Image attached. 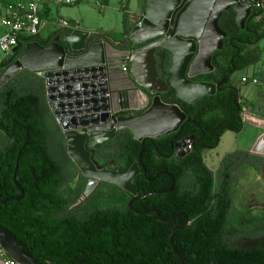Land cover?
<instances>
[{
	"label": "trees",
	"instance_id": "trees-1",
	"mask_svg": "<svg viewBox=\"0 0 264 264\" xmlns=\"http://www.w3.org/2000/svg\"><path fill=\"white\" fill-rule=\"evenodd\" d=\"M141 3L144 10L146 1ZM235 16L231 10L221 21L227 37L223 49L213 56L214 71L194 79L216 85L226 82L195 104L177 96L170 85L171 59L165 51H157L158 72L169 85L161 100L177 105L191 121L175 133L144 142L129 130L119 132L126 140L106 157L117 171L127 172L135 163L141 170L133 181L138 200L131 208L132 195L107 183L81 201L88 180L68 156L65 137L47 104L43 78L25 71L20 84H13L15 77L0 88V133L5 136L0 147V225L34 258L50 264H179L170 236L185 219L161 222L154 213L158 211L164 220L180 214L189 219L190 225L173 237L184 264H264V244L235 245L243 232L231 225L237 169L247 165L259 173L264 157L244 150L228 153L217 173L207 167L204 157L205 151L219 146L226 132L244 129L243 104L232 77L262 59L264 0L253 7V19L245 30L236 25ZM130 20L125 11L122 33L100 32L96 39L119 49L141 48L127 42ZM56 35L21 40L19 51L0 61V77L18 61L27 44L38 41L47 46ZM127 114L131 112L119 115ZM190 136L196 138L190 154L179 161L174 146ZM59 153L65 161L59 160ZM16 184L24 191L21 201L16 200L21 197ZM262 222L258 235H264Z\"/></svg>",
	"mask_w": 264,
	"mask_h": 264
},
{
	"label": "water",
	"instance_id": "water-1",
	"mask_svg": "<svg viewBox=\"0 0 264 264\" xmlns=\"http://www.w3.org/2000/svg\"><path fill=\"white\" fill-rule=\"evenodd\" d=\"M145 1L142 15L131 17L132 28L127 38L128 43L141 48L119 49L104 39H96V33L75 29L57 36L47 46L38 41L27 44L18 61L0 77V88L24 70L43 78L49 109L65 137L67 153L74 165L88 183H95V188L99 183H107L132 195L130 207L138 200L133 185L141 173L138 164L127 172L117 171L113 163L111 169H106L92 159L93 153L86 149V144L97 150L114 140L122 130H129L137 141L144 142L175 133L186 121L190 122L177 105L161 100L160 95L169 90V85L158 72L157 51H165L166 57L171 59L170 85L180 99L195 104L205 96L214 95L225 79L217 85L195 82L194 79L214 71L213 56L223 49L227 37L221 27L223 17L232 10L236 25L245 30L247 22L253 19V7L262 0ZM18 51L19 48L13 50L14 54ZM131 51L135 59L130 75L123 67ZM123 112L131 114L119 115ZM195 140L194 136L179 140L174 146V156L178 160L184 159L190 154L189 147ZM16 187L21 193L16 200L21 201L24 191L18 184ZM95 188L87 185L85 197H89ZM260 208L264 209V206ZM151 212L153 210L147 213ZM154 213L161 222H171L177 217L185 219L170 236L179 264H184L173 237L190 225L188 217L180 214L164 220L158 211ZM0 244L5 254L17 264H50L34 258L2 225Z\"/></svg>",
	"mask_w": 264,
	"mask_h": 264
},
{
	"label": "rangeland",
	"instance_id": "rangeland-1",
	"mask_svg": "<svg viewBox=\"0 0 264 264\" xmlns=\"http://www.w3.org/2000/svg\"><path fill=\"white\" fill-rule=\"evenodd\" d=\"M122 1L123 0H109L108 6H103L102 0H85L79 3L78 5L71 7L63 5L58 6H60L59 8L61 9L62 16L64 18H71L77 21L80 30L97 33L116 29L118 27L126 11L125 8L123 9L124 4ZM124 1L128 2V0ZM54 16L56 19H59L56 13V8H54ZM46 34H48V32H46ZM5 58L6 55L0 52V61ZM262 63L264 65V57ZM246 73L249 75V77H252L253 75L252 69H248ZM242 75L243 71H240V73L237 74V78L240 80L239 88H241L240 93L242 100H257L259 95L258 93H263L262 91H264L263 75H258L260 82L259 85H254L251 82H249L248 84L241 85ZM21 78L22 75L17 76L14 79L13 84H20ZM248 108L249 106H247L246 104L243 105V110L245 113L248 112ZM245 125L246 129L244 133L238 134L232 131H228L223 135L221 142L216 149L205 151V163L209 169H217L219 166V162L226 154L231 153L237 149H246L251 147L252 143L255 141L256 137L259 134H257L253 128H250L248 120H246ZM4 138L5 136L0 133V147L3 146ZM58 158L60 161H65L61 153L58 154ZM215 173H217V171ZM237 174L238 178L233 198V206L235 207V210H240L242 205L264 206V168L261 172L257 173L250 169H244V167H239L237 169ZM99 184L95 188L94 182L90 181L89 183H87L90 188H95V190L97 189ZM74 187L75 182L71 184V188ZM85 196V194L82 196L81 201L86 199Z\"/></svg>",
	"mask_w": 264,
	"mask_h": 264
},
{
	"label": "built area",
	"instance_id": "built-area-1",
	"mask_svg": "<svg viewBox=\"0 0 264 264\" xmlns=\"http://www.w3.org/2000/svg\"><path fill=\"white\" fill-rule=\"evenodd\" d=\"M45 0L26 2L23 0L0 3V28L5 32L0 35V52L7 57L14 55L13 50L19 48L21 40L44 39V29L47 26L52 28L51 35L57 32L74 31L76 27L72 22L59 18L56 20H44L41 16L42 4ZM83 0H53L57 5L76 6ZM141 25V24H139ZM50 35V36H51ZM135 59L130 53L127 64L123 70L128 72ZM258 84V80L250 77H243L241 84ZM190 151L192 147H189ZM0 261L2 264H17L5 254L0 244Z\"/></svg>",
	"mask_w": 264,
	"mask_h": 264
},
{
	"label": "crops",
	"instance_id": "crops-1",
	"mask_svg": "<svg viewBox=\"0 0 264 264\" xmlns=\"http://www.w3.org/2000/svg\"><path fill=\"white\" fill-rule=\"evenodd\" d=\"M13 1H20V0H0V3L5 4L7 2H13ZM23 1L31 2V1H37V0H28V1L23 0ZM83 1H85V0H83ZM122 2L124 4L123 9L125 8L126 12L130 15V17L142 15L143 8H142L141 0H128V2L123 0ZM102 4H103V6H105V5L108 6L109 0H102ZM59 7L60 6H58L55 2H53V0H45L42 4L41 16L43 17L44 20H48V21L49 20L50 21L56 20V18L54 16V8H56V13H57V16L59 18H62V19H65V20L72 22L73 25L76 27V29L80 30L79 24L77 23V21H75L71 18H64L62 16V11ZM123 30H124V25H123V19H122L121 23L118 25V27L116 29H111V30L105 31V33H109V34H117L118 33V34H120L123 32ZM51 31H52V28L50 26H47L44 29V37H45L44 39L48 38L51 35ZM4 32H5V30L3 28H0V35L3 34ZM46 32H48V34H46ZM87 32H90V31H87ZM57 33H59V32H57ZM97 33H100V32H97ZM259 47L261 48V50L263 52L261 61L259 63H257L256 65H252V66L246 68V70H243V75L241 76V79L243 77H249V75L246 73V71L248 69H252L253 75L250 78H254V79L258 80V84H254V85H259V83H260L259 78H258L259 74H262L263 79H264V65L262 63L263 57H264V40H262L259 43ZM25 71L26 70L21 72L19 75H21ZM128 73L131 75V68L129 69ZM238 73H240V72H237L233 75L232 81H233L234 85H236L238 87L239 94L241 97V93H240L241 88H239L240 80L237 78ZM19 75H17V76H19ZM262 92L263 93H258L259 95H258L257 100L253 99L251 101H243L242 97H241L242 104L243 105L246 104L247 106H249V108H248L247 113H245L243 110L244 129L238 134H242L245 132V129H246L245 123H246V120H248L249 124H250V128H253L256 131V133L259 135L256 137L255 141L252 143L251 147L246 148V149H237V150L248 151L255 156L264 157V91H262ZM245 118H247V119H245ZM237 150H235V151H237ZM220 162H219V164H220ZM240 167H244V169H250V170L256 172V170L254 168L249 167L247 165L240 166ZM218 168H219V166H218ZM218 168L217 169H210V170H212L215 173L218 170Z\"/></svg>",
	"mask_w": 264,
	"mask_h": 264
},
{
	"label": "flooded vegetation",
	"instance_id": "flooded-vegetation-1",
	"mask_svg": "<svg viewBox=\"0 0 264 264\" xmlns=\"http://www.w3.org/2000/svg\"><path fill=\"white\" fill-rule=\"evenodd\" d=\"M60 35L61 34L58 33V35H56L54 37V39ZM125 140H126V136L123 134H119V132H118V134H116V138L114 140H111V141L105 143L99 149L92 150L88 147L87 144H86V149L89 150L91 153H93L92 159L96 160L100 166H103L106 169H111V163L114 164V162L111 161L110 159H108L106 157V155L108 153L116 151V149H118V147H120L121 144ZM105 157H106V159H105ZM263 168H262V170H263ZM237 176H238V174L236 172V177H235V181H234V193H235V186H236L237 178H238ZM234 193H233V197L231 200L232 205H233ZM133 198L134 197L132 196L130 198V201ZM260 207H261V205H254V206L242 205L241 209L236 211L235 207L233 206L234 211H233V214L231 217V225H233L236 229H239V231H241V233L243 232L241 237L235 241V245L243 246V247H256L260 243L264 244V235H258L260 233V226L262 225V223H263L262 221L264 220V209H262Z\"/></svg>",
	"mask_w": 264,
	"mask_h": 264
},
{
	"label": "bare ground",
	"instance_id": "bare-ground-1",
	"mask_svg": "<svg viewBox=\"0 0 264 264\" xmlns=\"http://www.w3.org/2000/svg\"><path fill=\"white\" fill-rule=\"evenodd\" d=\"M0 264H2L1 261H0Z\"/></svg>",
	"mask_w": 264,
	"mask_h": 264
}]
</instances>
